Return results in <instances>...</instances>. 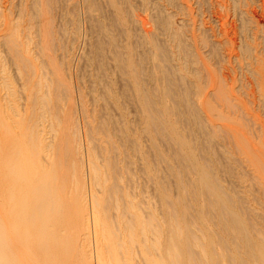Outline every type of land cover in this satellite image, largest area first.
I'll return each mask as SVG.
<instances>
[{
    "label": "rangeland",
    "instance_id": "374dc122",
    "mask_svg": "<svg viewBox=\"0 0 264 264\" xmlns=\"http://www.w3.org/2000/svg\"><path fill=\"white\" fill-rule=\"evenodd\" d=\"M114 2L116 11L108 0H0V104L3 111L14 120L13 116L31 111L30 108L27 111L25 105L29 94H37L42 101L53 100L52 82L55 75H61V82L63 78L67 91L70 90L68 107L56 119L43 118L29 125L31 137L42 147L41 162L48 166L57 157L68 161L69 191L80 199L81 186L92 182V178L110 184L111 171L102 158V154L107 155L121 174L119 186L129 195L125 202L126 213L137 215L143 211L153 218L152 224L158 226V232L147 233L145 242L134 232L122 229L120 235V229L114 228L120 235L119 242L131 250L129 263L143 264L142 251L147 249L157 263L171 264L169 252L162 247L170 235L168 229L172 221L156 192L152 156L147 158V169L141 153L151 148V141L145 134L139 107L130 95V80L117 69L113 54L141 64L133 67L142 90L155 88L156 84L162 87L160 80L153 78L154 67L168 70L176 97L185 91L189 101L188 107H180L186 111L187 121L178 119L176 129L178 126L180 134L187 136L196 156L209 160L224 192L248 215L258 232L256 239L264 245L263 0ZM96 22L98 26L104 25L96 28ZM98 33L105 36L100 37ZM100 39L109 44L98 52L96 44ZM254 47L260 58L257 67L248 55V50L254 53ZM155 51L163 54L157 52L156 55ZM19 59L25 66L30 63L35 74L21 76ZM142 59L145 60L139 63ZM255 68H259V76ZM203 96L208 107L213 108L215 120L212 124L201 122L203 129L210 132L208 136L197 126L193 113L197 114L199 109L200 118L205 120L208 107H202L201 112L198 103ZM152 100L158 102V98ZM171 102L166 100L167 108L173 106L174 101ZM218 114H222L224 120H216ZM169 116L170 120L175 118ZM182 124L183 127H179ZM118 130L123 131L121 138L117 136ZM64 131L68 137L67 148L72 150L68 160L65 153L58 152ZM83 152L88 157L82 155ZM166 154L170 155L169 150ZM85 159L95 168L94 176ZM182 174H179L180 180L184 178ZM167 187L170 199L177 202L175 186L169 181ZM97 245L100 253L103 245Z\"/></svg>",
    "mask_w": 264,
    "mask_h": 264
},
{
    "label": "bare ground",
    "instance_id": "6f19581e",
    "mask_svg": "<svg viewBox=\"0 0 264 264\" xmlns=\"http://www.w3.org/2000/svg\"><path fill=\"white\" fill-rule=\"evenodd\" d=\"M108 3L116 11L114 0H108ZM93 6L98 9L94 4ZM261 8L264 9V0ZM102 26L97 24L96 28ZM256 30L259 31L257 27ZM98 34L100 37L105 36ZM100 40L96 44L98 52L109 44ZM149 46L151 47L150 42ZM157 52L154 54L157 55ZM12 53L17 55L14 51ZM158 53L163 54L162 51ZM248 55L256 62L257 67L260 60L258 50L254 47V53L248 50ZM113 57L119 72L130 80V95L139 107L146 128L145 134L151 141V148L141 153L147 169V158L152 156L156 167V192L161 206L166 209L168 218L172 221L168 229L170 235L162 247L171 256L169 263L264 264V245L256 239L258 232L248 215L239 209L232 197L226 195L220 179L210 168L209 160L196 156L192 145L185 138L187 136L180 134L178 126L179 132L176 129L178 119L187 121L186 111L180 108L189 106L185 91H180L182 96L179 93L176 97L174 83L170 78L172 74L159 67H154L153 78L155 81L160 80L162 87L155 82L157 88L142 90V84L134 74V69L141 64L134 63L132 58L123 59L116 53ZM19 61L22 64L23 60ZM19 61L17 60L18 63ZM259 68H255L258 76ZM21 70V76H25V73L35 74L30 63L26 66L22 64ZM150 75L152 77L151 72ZM55 76V82H52L54 99L42 101V97L37 98V94H29L25 105L27 111L28 108L31 111L13 116L15 121L3 111L0 104V264H130L131 250L118 240L122 229L134 232L142 238L141 242H145L147 233L158 232V226L152 224L153 218L143 211H137V215L126 213L125 202L129 195L124 192V187L121 189L119 186L121 174L116 163H110L108 156L102 154L111 171L108 178L110 184L105 180L97 181L94 177L92 182L87 181L81 186L79 199L69 191L68 161L57 157L50 165L44 166L40 160L42 147L37 145L29 133V125L33 121L56 119L68 107L67 92L70 93V90L67 91L63 78L61 82V75ZM176 83L179 85V81ZM152 98H158V102H154ZM167 99L174 101L173 106L171 104L174 108L166 107ZM199 102L202 112L209 103L205 96ZM212 109L208 107V113L204 114L205 120L200 118L199 109L196 110L197 114L193 112L197 126L203 132L204 123L201 122L212 124L215 121ZM169 115L175 118L170 120ZM215 118L224 120L222 114ZM64 121L68 122L66 118ZM183 124L179 127H183ZM64 130L67 131L66 128ZM65 131L61 134L58 152L65 153L68 160L72 150L67 148L68 137ZM198 134L197 137L200 138V133ZM122 135L123 131L118 130L117 136L121 138ZM79 138L82 139L81 135ZM164 148H169L170 155L166 154L168 150L165 151ZM82 155L88 157L85 152ZM85 163L92 168L94 176L95 168L86 159ZM105 170L108 174L107 168ZM179 174L183 175V180H180ZM169 181L176 188L179 198L177 202L170 199L167 187ZM116 226L120 229V235L114 231ZM97 244L103 245L100 253ZM88 247L91 248L90 251ZM142 262L161 264L151 257L147 249L142 251Z\"/></svg>",
    "mask_w": 264,
    "mask_h": 264
}]
</instances>
